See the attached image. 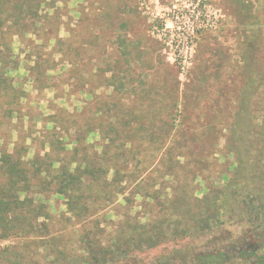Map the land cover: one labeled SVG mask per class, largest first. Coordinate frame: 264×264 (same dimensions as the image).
<instances>
[{
  "label": "trees",
  "instance_id": "1",
  "mask_svg": "<svg viewBox=\"0 0 264 264\" xmlns=\"http://www.w3.org/2000/svg\"><path fill=\"white\" fill-rule=\"evenodd\" d=\"M223 2L227 12L226 5L234 9L232 38L238 59L230 67V89L220 96V117L212 116V106H190L192 95L179 97L175 80L166 106L154 109L138 103L141 98L134 90L133 101L118 106L114 93L125 87L114 86L111 74L106 85L114 93L95 96L94 106L70 114L73 119H67V125L58 122L54 129L64 137L47 130L42 143L48 150L42 155L23 160L24 145L1 153L0 241L15 237L22 242L1 246L0 264H37L50 258L48 264H132V259L136 264V253L180 242L183 246L149 264H264V255H257L264 249V158H257L264 152V0ZM44 3L0 0V36L28 33L37 25ZM122 54L130 67L128 49ZM1 58L0 106H5L23 94L13 89ZM192 114L198 122H188ZM94 135L100 144L89 142ZM256 137L263 139L260 147ZM222 140L235 157L232 176L219 188L205 185L198 199L193 182L209 171ZM68 144H73L70 151ZM140 154L151 171L168 178L161 182L165 188L156 182L145 188L148 166H143ZM181 158L187 161L180 164ZM47 193L64 199L72 224L69 232H51L53 216L43 200L34 198ZM138 197L146 223L138 220L139 212L132 214ZM112 208L123 212L109 226L105 215ZM234 222L245 228L240 238L227 237L231 245L219 237L218 248L195 249L193 241L225 231L224 226ZM228 247L238 252L229 256L224 250Z\"/></svg>",
  "mask_w": 264,
  "mask_h": 264
},
{
  "label": "rangeland",
  "instance_id": "2",
  "mask_svg": "<svg viewBox=\"0 0 264 264\" xmlns=\"http://www.w3.org/2000/svg\"><path fill=\"white\" fill-rule=\"evenodd\" d=\"M41 1L45 3L41 7L39 21L28 33L0 36V57L4 60L3 65L7 66L5 75L13 89L23 94L18 93L21 96L13 100L15 103L0 106V155L2 152L10 154L21 145L27 151L23 157L25 161L37 154L42 155L48 150L47 145L43 147L42 143V136L47 130L56 131L64 137L65 133L59 128L54 129L58 122L67 125V119H73L70 114L94 106L95 96L109 97L114 93L106 85L111 74L115 76L112 80L114 86L125 87L124 92L120 90L114 93L118 106L133 101V90L141 98L138 103L154 106V109L166 106L174 91L172 84L175 80L179 97L184 93L192 95L190 106H198L197 109L199 106H212V116L220 117L219 108L224 106L220 96L230 89V67L238 59L232 38L236 25L234 9L226 5L227 12L223 0H206L197 8L193 4L189 6L192 0ZM193 8L194 14L198 12V19L194 22L196 27L192 36L183 41L186 34L177 37L170 28L176 22V16L181 24V15L190 13ZM186 41L194 45L193 55L184 71H181L173 54L183 51ZM124 47L128 49L130 67L123 61ZM178 106H183L182 101ZM211 119L217 120L215 117ZM207 120L202 118L201 121ZM77 121L79 123L81 119ZM188 122H198L195 114ZM91 140L100 144L97 135L91 136L89 142ZM256 140L260 147L263 139L256 137ZM66 148L70 151L73 144H68ZM94 150L99 153L100 146ZM70 156L67 154L66 157ZM213 158L215 161L209 171L193 182L197 188L194 196L198 199L204 196L205 185L219 188L225 183V178L232 176L235 157L225 148L223 140L218 144ZM257 158H264V152ZM139 159L144 167L148 166L143 176L145 188L152 186L153 182L165 188L161 182H166L168 178L151 171L150 163L143 161L144 154H140ZM185 161L187 158H181L179 162L183 164ZM158 188L159 185L156 186ZM34 198L43 200L53 216L50 220L52 233L61 234L71 230L72 224L68 221L70 215L66 213L65 201L61 196L47 193L35 195ZM140 203L141 199L136 198L132 214L139 212L138 220L146 223L148 217L143 215ZM121 212L123 210L115 208L106 212L109 226L121 219L118 215ZM224 228V234L215 231L193 241L195 249L214 250L219 246L215 245L219 237L236 240L241 237L245 225L234 222L227 223ZM107 231H111V228ZM229 241L227 239L224 245H231ZM21 242L19 238L11 237L1 240L0 247ZM182 243L138 252L134 255L138 261L136 264H149L172 248L183 246ZM224 250L229 256L238 252L235 247ZM257 255L263 256L264 249L259 250ZM50 261L53 260L39 259L37 264H48ZM131 262L135 264L133 259Z\"/></svg>",
  "mask_w": 264,
  "mask_h": 264
},
{
  "label": "built area",
  "instance_id": "3",
  "mask_svg": "<svg viewBox=\"0 0 264 264\" xmlns=\"http://www.w3.org/2000/svg\"><path fill=\"white\" fill-rule=\"evenodd\" d=\"M205 1L206 0H192L189 6H192L193 4L194 8H197ZM194 8L192 9V11H189L190 13H183V15H181V18L183 19V22L181 24L177 22L178 17L176 16V22H173L174 25L170 28V31L173 32L174 35L176 34L177 37L186 34L187 37H183V41L192 36L195 30L196 26L194 22L198 19V12L194 14ZM177 14L179 16L180 12H178ZM193 47L194 45L191 43V41H186L184 48H182L184 50L173 54L175 56V61L179 63L181 71H184L186 65L190 62L193 55Z\"/></svg>",
  "mask_w": 264,
  "mask_h": 264
}]
</instances>
